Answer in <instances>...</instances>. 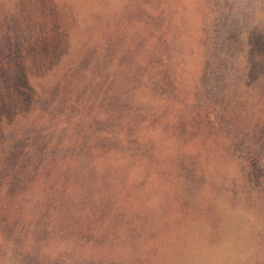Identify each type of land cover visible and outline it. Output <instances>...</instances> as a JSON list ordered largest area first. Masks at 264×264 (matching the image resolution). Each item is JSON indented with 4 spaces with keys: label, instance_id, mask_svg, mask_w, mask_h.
I'll use <instances>...</instances> for the list:
<instances>
[{
    "label": "rangeland",
    "instance_id": "1",
    "mask_svg": "<svg viewBox=\"0 0 264 264\" xmlns=\"http://www.w3.org/2000/svg\"><path fill=\"white\" fill-rule=\"evenodd\" d=\"M0 264H264V0H0Z\"/></svg>",
    "mask_w": 264,
    "mask_h": 264
},
{
    "label": "bare ground",
    "instance_id": "2",
    "mask_svg": "<svg viewBox=\"0 0 264 264\" xmlns=\"http://www.w3.org/2000/svg\"><path fill=\"white\" fill-rule=\"evenodd\" d=\"M45 21V20H44ZM47 39V38H46ZM96 62V61H95ZM130 72V71H129ZM121 113V112H120ZM63 129V128H62ZM29 132V131H28ZM75 144V143H74ZM62 148V147H61ZM75 152V151H74ZM251 176V175H250ZM250 182V181H249ZM212 183V182H211Z\"/></svg>",
    "mask_w": 264,
    "mask_h": 264
}]
</instances>
